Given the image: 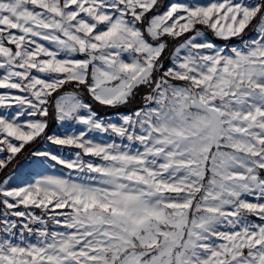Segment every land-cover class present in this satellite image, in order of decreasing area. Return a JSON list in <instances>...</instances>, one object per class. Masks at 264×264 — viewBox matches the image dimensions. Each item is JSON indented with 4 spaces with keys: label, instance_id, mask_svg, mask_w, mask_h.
Returning a JSON list of instances; mask_svg holds the SVG:
<instances>
[{
    "label": "snow or ice",
    "instance_id": "obj_1",
    "mask_svg": "<svg viewBox=\"0 0 264 264\" xmlns=\"http://www.w3.org/2000/svg\"><path fill=\"white\" fill-rule=\"evenodd\" d=\"M0 264H264V0H0Z\"/></svg>",
    "mask_w": 264,
    "mask_h": 264
},
{
    "label": "rangeland",
    "instance_id": "obj_2",
    "mask_svg": "<svg viewBox=\"0 0 264 264\" xmlns=\"http://www.w3.org/2000/svg\"><path fill=\"white\" fill-rule=\"evenodd\" d=\"M101 114H104L103 110L101 111Z\"/></svg>",
    "mask_w": 264,
    "mask_h": 264
},
{
    "label": "trees",
    "instance_id": "obj_3",
    "mask_svg": "<svg viewBox=\"0 0 264 264\" xmlns=\"http://www.w3.org/2000/svg\"><path fill=\"white\" fill-rule=\"evenodd\" d=\"M100 111H102V110H100Z\"/></svg>",
    "mask_w": 264,
    "mask_h": 264
}]
</instances>
